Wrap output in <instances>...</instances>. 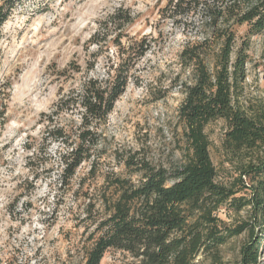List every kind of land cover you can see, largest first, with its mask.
Masks as SVG:
<instances>
[{
  "label": "rangeland",
  "instance_id": "1",
  "mask_svg": "<svg viewBox=\"0 0 264 264\" xmlns=\"http://www.w3.org/2000/svg\"><path fill=\"white\" fill-rule=\"evenodd\" d=\"M165 5L166 0L16 4L0 35V258H11L15 264L46 260L55 264L76 258L75 248L88 237L83 222L88 205L104 192L107 174L138 181L141 174L128 169L126 160L169 171L187 162V128L179 110L185 100L183 84L191 76L180 55L198 37L196 31H184L173 20L162 18ZM119 9L130 12L133 24L108 23ZM233 30L236 48L249 44L246 79L236 88L235 103L250 117L263 118L264 33L250 34L247 25ZM118 36L124 46L131 39L147 38L151 48L130 71L126 92L107 123L99 127L96 174L91 175V164L85 163L71 184L62 186L57 167L47 172L56 159L42 153L31 160L44 141L42 114L51 113L62 94L79 88L86 79L106 80L112 74L111 66L120 62ZM226 131L223 119L205 129L218 181L229 184L239 175L242 159L226 149ZM57 148L52 146L51 154ZM99 207L100 203L93 212L96 217ZM219 216L231 224L248 221L246 212L237 216L221 211ZM247 240L245 234L223 248L224 264H238L240 247ZM101 264L137 262L126 252L110 250Z\"/></svg>",
  "mask_w": 264,
  "mask_h": 264
},
{
  "label": "trees",
  "instance_id": "2",
  "mask_svg": "<svg viewBox=\"0 0 264 264\" xmlns=\"http://www.w3.org/2000/svg\"><path fill=\"white\" fill-rule=\"evenodd\" d=\"M20 1L26 0H0V35ZM160 15L184 31H196L198 37L180 55L191 76L183 84L185 100L179 110L187 128L188 160L174 171L126 160L128 169L141 174L138 181L115 172L107 174L104 192L97 202H90L83 219L88 233L84 245L75 248L76 258L55 264H101L110 250L130 254L137 264L206 260L224 264L223 248L245 234L248 240L240 247L238 264H260L264 117L254 119L235 103L236 88L246 79L249 44L236 48L233 28L247 25L250 34L264 33V0H166ZM118 21L126 26L134 19L119 9L108 23ZM147 40L131 39L124 46L118 36L120 62L111 66L112 74L106 80L86 79L79 88L62 94L51 113L42 114L44 141L31 160L42 153L56 159L47 172L57 167L62 186L70 185L85 163L91 164L90 174H96L99 127L107 123L126 92L132 68L149 52L151 41ZM220 119L227 122L226 149L243 161L239 175L229 184L218 181L205 133L211 122ZM54 145L58 148L53 155ZM27 149L32 151V145ZM98 203L96 217L93 212ZM221 211L237 216L246 212L248 221L231 224L219 216ZM43 263L51 264L49 260ZM0 264L15 263L0 258Z\"/></svg>",
  "mask_w": 264,
  "mask_h": 264
}]
</instances>
